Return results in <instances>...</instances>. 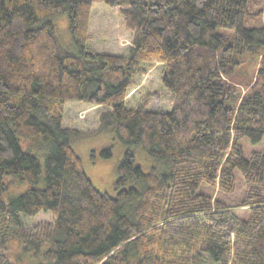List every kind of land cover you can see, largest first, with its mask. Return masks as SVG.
I'll list each match as a JSON object with an SVG mask.
<instances>
[{
    "label": "trees",
    "instance_id": "1",
    "mask_svg": "<svg viewBox=\"0 0 264 264\" xmlns=\"http://www.w3.org/2000/svg\"><path fill=\"white\" fill-rule=\"evenodd\" d=\"M97 3L121 8L127 55L90 48ZM260 3L0 0V264H264V154L239 143L264 136ZM60 15L73 51L55 36ZM147 65L163 66L169 112L127 105ZM68 102L105 108L99 129L126 147L114 197L71 146L82 132L63 126ZM135 146L159 166L144 172ZM99 155L111 158V147ZM235 171L245 182L238 204L198 192L231 194ZM14 184L25 191L11 196ZM41 213L49 223L28 228Z\"/></svg>",
    "mask_w": 264,
    "mask_h": 264
},
{
    "label": "rangeland",
    "instance_id": "2",
    "mask_svg": "<svg viewBox=\"0 0 264 264\" xmlns=\"http://www.w3.org/2000/svg\"><path fill=\"white\" fill-rule=\"evenodd\" d=\"M257 9L264 8V0H261ZM119 7H108L105 4H94L91 11L89 24V46L95 52L112 55H127L128 48L131 45V35L125 30L120 16ZM55 36L61 46L73 51L74 43L68 31V18L66 15L55 16L50 19ZM263 21V20H262ZM262 22H256L253 26H261ZM248 26H251L249 24ZM146 74L134 80V88L128 94L127 105L137 107L146 102L150 110H159L169 112L171 110V97L161 85V73L163 66L147 65ZM148 93H154V96L147 97ZM106 111L105 108L89 107L81 103L68 102L65 105L63 117V126L78 129L82 135L71 142L75 153L80 157L83 170L92 184L98 190L114 197L116 190L114 181L116 179V168L123 158L125 145L115 137L111 131L99 129V114ZM245 155L249 156L254 152L264 154V136L260 142L251 143L248 138H242L239 141ZM111 147V158H102L99 153L101 150ZM135 163L141 167L144 172L149 171L154 166L158 167L156 159L150 157L143 151L140 146L134 147ZM95 156L93 159L92 156ZM42 169L43 158L39 157ZM43 177V172L41 178ZM12 181V179H7ZM235 189L231 194L225 195L217 192L213 187L201 184L198 192L209 196L218 197L228 205H236L245 194V182L243 176L235 171ZM39 187L43 186V181L38 183ZM26 185H10L11 196H16L25 191ZM237 215L242 219L248 216V212L238 210ZM50 215L41 213L33 219H26L24 223L28 226H38L49 223ZM38 262V260H34Z\"/></svg>",
    "mask_w": 264,
    "mask_h": 264
}]
</instances>
